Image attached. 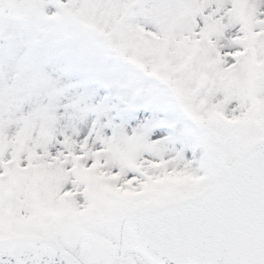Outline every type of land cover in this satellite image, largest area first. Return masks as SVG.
Listing matches in <instances>:
<instances>
[{
  "label": "snow or ice",
  "instance_id": "obj_1",
  "mask_svg": "<svg viewBox=\"0 0 264 264\" xmlns=\"http://www.w3.org/2000/svg\"><path fill=\"white\" fill-rule=\"evenodd\" d=\"M0 264H264V0H0Z\"/></svg>",
  "mask_w": 264,
  "mask_h": 264
}]
</instances>
